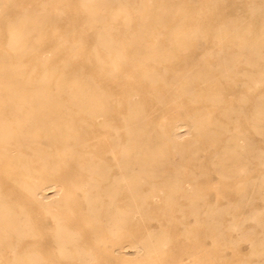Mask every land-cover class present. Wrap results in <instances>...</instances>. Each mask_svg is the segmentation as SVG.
Wrapping results in <instances>:
<instances>
[{
  "label": "bare ground",
  "instance_id": "bare-ground-1",
  "mask_svg": "<svg viewBox=\"0 0 264 264\" xmlns=\"http://www.w3.org/2000/svg\"><path fill=\"white\" fill-rule=\"evenodd\" d=\"M185 1L173 0L171 10L161 0H141L143 10L139 32L118 43L108 40L109 36L103 31L93 40L94 48L81 58L75 57L72 51L64 53V48L69 49L74 42L80 46L92 42L90 34L75 28L76 20L73 17L65 16L67 27L59 31L56 25L59 17H53L43 6L30 13L27 7L29 0L8 1V9L0 17V39L6 45L0 53V264H54L47 255L53 245L68 260L85 261V255L91 257L89 249L80 247L76 235L78 231L66 222H59L60 215L52 208L54 203L67 205V200L63 198L66 187L82 190L85 210L93 213L100 228H105L107 234L111 235L115 227L123 228L136 212L126 206L116 211L111 209L115 194L129 196L132 205V196L138 195L144 181L142 178L156 175L162 170L163 161L168 159L167 144L178 154L184 151V146L176 141L177 134L171 135L172 125L162 115L164 99L172 93L167 85H174L176 94L188 96L192 101L209 102L214 106L222 103L215 71L205 67V63H202L205 69L202 68L197 61V54L189 52V57L180 58L181 64H184L169 77L171 81L166 80L165 74L159 75L156 69L144 65L147 61H169L189 50L190 34L183 30L181 23L168 33L171 45L165 47L156 39V34L152 32L153 22H150L151 18L174 14H180L181 22H184L186 12H193V9L190 11L184 7ZM17 5L24 8L22 15L15 16ZM83 8L91 19L101 22L106 15L114 16L121 12V7L115 10L105 0H86ZM256 10H260L264 17V7H256ZM198 13L194 11V14ZM259 24L254 34L251 33V27L231 34L228 32L230 27L224 25L212 34L217 39V44H214L218 45L214 52L217 55L218 76L230 81L236 76V70L229 65L236 59L226 57L224 47L227 45H236L238 53L245 56L248 64L264 61V18ZM234 27L238 28V25L234 24ZM59 37H63L64 42L57 45L56 39ZM54 47L56 49L50 50V54L44 52L46 48ZM108 63L116 66L111 72L106 68ZM247 78L259 84L264 80V72L255 70ZM116 79L119 88L112 91L111 82ZM195 79L199 81L195 83ZM197 84L202 86L196 90ZM140 95L142 98H137ZM153 97L156 99V108L149 113L146 107L151 105ZM252 110V117L256 122L260 121L259 125L264 129V99L257 101ZM114 111L123 114L124 130L121 134L112 122ZM231 111L228 107L223 114L229 117ZM156 117L163 119L161 122L155 121ZM209 124V118L204 115L195 122L205 140L221 142L219 157L229 160V165L220 167L221 171H245L249 161H239L259 157L251 149L245 148L244 151L240 135L223 137L222 132L218 134L211 130ZM253 124L256 125L255 122ZM106 127H111L114 135L109 136ZM163 127L168 129L163 130ZM261 134L264 133L261 131ZM104 135H108L106 146L103 145ZM161 137L170 139V143ZM106 153L111 154L112 164L106 161ZM112 166L117 167V172H113ZM47 182L52 183L45 186ZM171 188L181 187L178 185L174 188L171 185ZM48 192L51 194L48 195ZM100 192L106 199L102 198ZM24 196L29 197L28 203L23 202ZM38 206L55 220L54 232L51 237L42 234L41 240L30 241V236L36 235L33 224L39 223L32 210ZM165 242L164 236H157L148 230L139 241L112 247L111 251L117 255H109L108 258L126 262L135 253L157 251ZM260 253L262 259L264 249Z\"/></svg>",
  "mask_w": 264,
  "mask_h": 264
},
{
  "label": "rangeland",
  "instance_id": "rangeland-1",
  "mask_svg": "<svg viewBox=\"0 0 264 264\" xmlns=\"http://www.w3.org/2000/svg\"><path fill=\"white\" fill-rule=\"evenodd\" d=\"M8 1L10 2V0H0V17L8 9ZM85 1L41 0L38 2L29 0L27 7L28 10H31L28 12L31 13L43 6L53 17H59V22L56 24L59 31H63L67 27L65 16H71L76 20L74 24L77 30L92 36V42L87 46H80L74 42L69 49L64 48V53L72 51L77 58L85 56L89 50L94 48L93 40L103 31L109 36L107 37L108 40L118 43L128 40L129 36L139 32L142 22L140 14L143 10L141 0H114L113 2L112 0H105L115 10L121 7V12L114 16L106 15L103 22L93 20L88 16L83 8ZM172 1L161 0L164 6L171 10L173 9L171 7ZM186 1L184 7L187 10L191 9L190 11L193 9V12H186L187 18L184 22H181L180 14L151 18L150 22H153L152 32L156 34V39L162 42L165 47L171 45V40L167 38L168 33L173 32L181 23L183 30L190 34L189 50L169 61L157 63L147 61L144 65L156 69L155 71L159 75L165 74L166 80L171 81L170 78L173 73L179 71L184 64H181L180 58L185 59L191 53L197 54L199 65H202L204 69L205 67L211 68L210 70L216 73L215 77L219 80L218 90L223 100L221 105L214 106L209 102L189 100L188 96L176 94L175 86L168 84L167 87L172 93H169L170 95L166 96L165 99L163 98L162 108L164 112L162 115L164 120L172 125L171 135L177 134L176 138L178 139L176 141L182 147L184 146V151L178 154L170 144H167L166 148L169 154L167 153L168 159L163 161L162 170H159L156 175H146L142 178L144 181L139 187L138 195L132 196L134 199L132 205L129 196L124 197V193L115 194V201L111 204V209L116 211L126 206L125 208L129 207L136 212L131 215L123 228L115 227L111 235L107 234L105 228H100L93 213L85 210L86 205L82 190L67 186L63 195V198L67 200V205L54 203L52 208L54 211H58L59 222H66L72 226L71 228L78 231L76 235L80 247L85 250L89 249L92 254L91 257L85 255V261L68 260L63 258L53 245L49 248L47 255L51 257L54 264H264V257L260 259V252L264 249V243H262L264 242V202H262L264 201V163H262L264 162L262 161L264 160V134H261V131L264 133V129L260 127V121L256 122L252 117L253 105L264 99L262 97L264 96V80L259 84H254L247 78V75L255 70L264 72V61L248 64L245 62V56L238 53L236 45H227L224 47L226 57L236 59L233 64L229 63L236 70L234 79L236 81L218 76L216 72L217 55L214 53L218 49V45H216L217 39L212 36L217 32L216 29L223 25L230 27L228 32L231 34L243 30L244 27H251L253 29L252 34L257 32L259 23L264 17H262L260 10H256V7H264V2H262L264 0ZM171 10L169 13L172 12ZM196 10L199 11L198 14H194ZM24 12L21 5L16 6L15 16L22 15ZM234 24L238 25V28H235ZM56 40L57 45L61 41L64 42L63 37ZM125 47L129 48V46ZM5 48V41L0 39V53ZM54 49L56 48H46L44 52L50 54V50ZM207 62L211 65H208ZM202 63H205V67ZM115 67L112 63L106 64V68L110 72ZM198 81L195 79L194 82L197 83ZM111 83L113 86L111 90L117 91L119 88L117 79ZM200 86L202 84H197L196 90ZM137 98L140 99L142 96ZM147 98L150 96L147 95ZM244 102L246 104H243ZM155 103L156 99L153 97L152 103L146 107V111L152 113L156 108ZM228 107L232 111L229 117H226L223 113ZM183 109L187 112L185 113ZM122 115V112L114 111V121L112 120L120 134L124 130ZM202 115L209 118L211 130L218 134L222 132L223 137L230 134L240 135L244 151L245 148L251 149L252 152L259 155L257 158L249 157L239 161L245 163L249 161L246 164L247 170L234 173H225L220 170V167L229 165V160L219 157L222 151L221 142H211L200 135V130L196 127L195 122ZM163 118L156 117L155 121L161 122ZM167 129L163 127V130ZM157 130L160 131L161 129L157 128ZM105 131L109 136L114 135L111 127H106ZM186 131L188 132L186 133ZM108 135L103 136L104 146L108 142ZM166 139V137L162 138L163 141L170 143V139H167L168 141ZM105 158L108 163L112 164L110 153H106ZM112 170L114 173L117 172V167L112 166ZM51 183L47 182L45 186ZM171 185L174 188L180 185L181 188L173 190ZM47 190L49 191V189ZM47 194L50 195L51 192ZM100 194L103 199H106L103 192ZM60 196H62L61 193ZM24 197L23 202L28 203L29 197ZM126 201L127 204H130H128L129 206ZM34 209L32 214L35 219L39 220V223L36 225L32 223L36 235L30 236L29 240L39 241L42 239V237L40 238L42 234L51 237L54 232L55 220L40 206ZM148 230L153 231L157 236H164L166 238L165 246L162 245L157 251L151 253H135L129 256L126 262L111 261L108 258L109 255H117L111 251L112 247H118L129 241H139L144 237L145 231ZM8 258L7 260H9Z\"/></svg>",
  "mask_w": 264,
  "mask_h": 264
}]
</instances>
